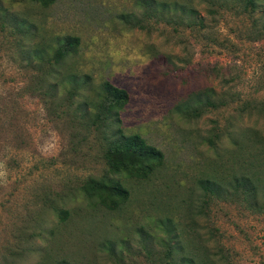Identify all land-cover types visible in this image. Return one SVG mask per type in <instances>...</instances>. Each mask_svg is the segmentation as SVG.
<instances>
[{
  "label": "rangeland",
  "instance_id": "1",
  "mask_svg": "<svg viewBox=\"0 0 264 264\" xmlns=\"http://www.w3.org/2000/svg\"><path fill=\"white\" fill-rule=\"evenodd\" d=\"M151 1L0 0V264H174L181 255L168 250L192 229L233 264H264V213L198 184L264 180V12L194 1L168 23ZM67 36L81 39L67 66L89 77L83 96L56 85L53 54ZM104 82L130 95L126 134L165 154L150 179L128 180L117 210L83 191L107 173L83 102ZM209 88L226 104L190 117V94Z\"/></svg>",
  "mask_w": 264,
  "mask_h": 264
},
{
  "label": "trees",
  "instance_id": "2",
  "mask_svg": "<svg viewBox=\"0 0 264 264\" xmlns=\"http://www.w3.org/2000/svg\"><path fill=\"white\" fill-rule=\"evenodd\" d=\"M32 1L43 7L52 6L57 0H18ZM209 4L212 7L225 6L232 3L243 13H251L258 9L264 12V0H173L159 1L152 0L151 11L156 19L167 20L168 23H181L176 12L186 13L188 10L196 11L192 4ZM222 1V4H219ZM6 13V9L0 5V14ZM264 18V17H263ZM183 19V17H182ZM198 24V23H196ZM201 24V22H200ZM257 24V22H255ZM264 28V27H263ZM81 46V39L77 36H67L59 47L55 50L53 58L56 69L57 86H61L62 81L72 83V93L83 96L86 90L79 91V84L83 87L89 85V77H83L79 72H74L67 66V60L74 58ZM83 77V81L82 78ZM82 83V84H81ZM90 86V85H89ZM213 89H205L190 94L187 100V112L190 117H200L203 110L217 109L226 104L225 100H214L210 95ZM130 95L127 90L119 88L110 82H104L97 91L89 90L83 98L86 107L85 117L90 125L102 132L106 147L103 158L107 166V173L100 178H89L84 186L85 195L96 200L100 205L109 210H117L126 203L130 197L127 187L128 180H148L165 162V154L156 146L139 134H126L122 127V112L129 103ZM256 135L257 133L254 132ZM210 142H214L210 139ZM216 178H204L198 181L199 187L204 195L221 198L230 194V197L242 196L247 203L256 207L260 213H264V180L255 171L248 175L233 178L224 187ZM225 188H232L233 193L226 192ZM188 241L183 242L177 249H169L168 257L181 255L179 261L174 264H233L229 258V253L223 247L211 248L209 243L202 240V234L192 229L187 235ZM196 241L202 245H196ZM61 264H68L62 262Z\"/></svg>",
  "mask_w": 264,
  "mask_h": 264
}]
</instances>
